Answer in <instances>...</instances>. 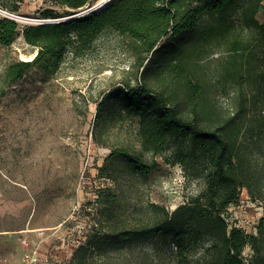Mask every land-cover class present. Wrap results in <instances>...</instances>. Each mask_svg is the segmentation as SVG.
Wrapping results in <instances>:
<instances>
[{"label":"trees","instance_id":"16d2710c","mask_svg":"<svg viewBox=\"0 0 264 264\" xmlns=\"http://www.w3.org/2000/svg\"><path fill=\"white\" fill-rule=\"evenodd\" d=\"M94 1L53 3L83 8ZM22 2L0 0L11 11ZM263 2L114 0L100 11L22 31L16 19L0 18L2 43L9 46L22 33L37 47L31 60L8 65L7 83L33 67L57 74L70 54L87 53L108 29L126 38L141 68L140 81L114 84L98 102L93 138L110 148L99 172L116 187L96 190V221L70 264H264V216L256 234L226 216L243 189L264 207ZM43 14L60 16L54 9ZM134 118L136 129L122 135ZM159 157L203 178L205 189L174 209L132 202L119 165L146 179ZM246 245L255 252L251 262Z\"/></svg>","mask_w":264,"mask_h":264},{"label":"rangeland","instance_id":"374dc122","mask_svg":"<svg viewBox=\"0 0 264 264\" xmlns=\"http://www.w3.org/2000/svg\"><path fill=\"white\" fill-rule=\"evenodd\" d=\"M113 1L96 0L89 6L100 11ZM86 7L23 0L18 11L0 4V18L16 19L22 31L28 24L77 17ZM46 9L60 16L47 18ZM258 18L264 20V2ZM36 52L37 47L26 42L22 33L9 46L0 41V264H21L25 237L40 253L41 264H70L96 221V190L116 187L113 178L105 180L99 172L110 148L93 138L98 102L114 84L140 81L141 68L126 38L108 29L87 53L70 54L57 74L33 67L7 83L8 65L17 59L31 60ZM209 61L204 60L205 67ZM219 100L226 104L223 95ZM124 126L122 135L136 129L137 118ZM158 160L146 179L119 165L120 177L130 181L127 194L132 202L152 200L174 209L205 189L204 179L189 176L182 165H171L162 157ZM226 216L256 234L264 207L243 189ZM243 255L252 261L251 245L245 246Z\"/></svg>","mask_w":264,"mask_h":264},{"label":"built area","instance_id":"2783aa9c","mask_svg":"<svg viewBox=\"0 0 264 264\" xmlns=\"http://www.w3.org/2000/svg\"><path fill=\"white\" fill-rule=\"evenodd\" d=\"M94 10V7H86L80 15L87 13L89 11ZM105 178V177H104ZM105 180L109 181V178H105ZM89 209H92L90 207ZM46 230H41V234H45ZM22 245L26 247V250L23 253L21 264H41V259L39 257L40 253H38L37 249L34 247H30V241L28 238L22 239Z\"/></svg>","mask_w":264,"mask_h":264},{"label":"bare ground","instance_id":"6f19581e","mask_svg":"<svg viewBox=\"0 0 264 264\" xmlns=\"http://www.w3.org/2000/svg\"><path fill=\"white\" fill-rule=\"evenodd\" d=\"M110 0H100V2H105V3H107V2H109Z\"/></svg>","mask_w":264,"mask_h":264},{"label":"water","instance_id":"95a60500","mask_svg":"<svg viewBox=\"0 0 264 264\" xmlns=\"http://www.w3.org/2000/svg\"><path fill=\"white\" fill-rule=\"evenodd\" d=\"M69 18H72V17H69ZM69 18H66V19H69ZM63 20H65V19H63ZM50 22H53V21H50Z\"/></svg>","mask_w":264,"mask_h":264}]
</instances>
